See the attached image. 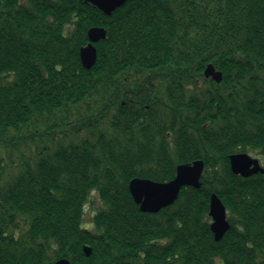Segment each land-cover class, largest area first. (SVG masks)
Returning <instances> with one entry per match:
<instances>
[{
  "label": "trees",
  "instance_id": "1",
  "mask_svg": "<svg viewBox=\"0 0 264 264\" xmlns=\"http://www.w3.org/2000/svg\"><path fill=\"white\" fill-rule=\"evenodd\" d=\"M234 154L264 157V0H0V264H264V173ZM196 161L198 189L140 210L131 180Z\"/></svg>",
  "mask_w": 264,
  "mask_h": 264
},
{
  "label": "water",
  "instance_id": "2",
  "mask_svg": "<svg viewBox=\"0 0 264 264\" xmlns=\"http://www.w3.org/2000/svg\"><path fill=\"white\" fill-rule=\"evenodd\" d=\"M95 6L108 16L117 8L125 4L126 0H84ZM89 43L80 49V60L86 70H90L97 57V50L94 44L106 38V30L102 27H93L88 31ZM204 75L219 83L222 80V74L216 71L212 65H208ZM231 171L234 174L241 175L244 178L264 173V168L260 165L258 159L248 154H234L229 157ZM204 164L202 161H196L191 165H180L176 170L173 180L166 183L153 182L146 179L135 178L129 183V191L133 200L139 205L142 212L158 213L165 207L172 205L178 198L179 192L183 187H200V177L203 173ZM209 216L211 218L210 229L214 235L215 241H220L230 227L227 221V213L224 205L216 194L210 197ZM87 257L90 256L89 247L83 248ZM57 264H69L65 259L59 260Z\"/></svg>",
  "mask_w": 264,
  "mask_h": 264
},
{
  "label": "rangeland",
  "instance_id": "3",
  "mask_svg": "<svg viewBox=\"0 0 264 264\" xmlns=\"http://www.w3.org/2000/svg\"><path fill=\"white\" fill-rule=\"evenodd\" d=\"M254 158H257L261 162V164L264 166V159L262 157L255 156ZM91 216H92L91 209H90L89 206H87L86 209H85L84 223L82 225L83 228L90 229L92 227V223H90Z\"/></svg>",
  "mask_w": 264,
  "mask_h": 264
}]
</instances>
